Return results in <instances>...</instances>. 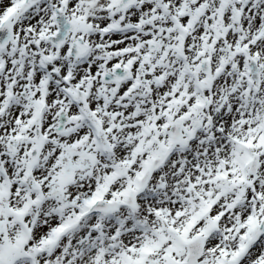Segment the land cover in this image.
<instances>
[{"label": "snow or ice", "instance_id": "6c2138e0", "mask_svg": "<svg viewBox=\"0 0 264 264\" xmlns=\"http://www.w3.org/2000/svg\"><path fill=\"white\" fill-rule=\"evenodd\" d=\"M0 264H264V0H0Z\"/></svg>", "mask_w": 264, "mask_h": 264}]
</instances>
